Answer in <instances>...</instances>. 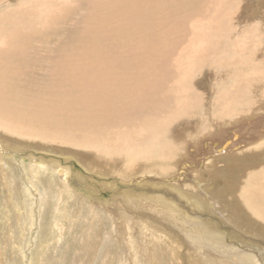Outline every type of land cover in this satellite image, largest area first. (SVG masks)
Listing matches in <instances>:
<instances>
[{"label":"rangeland","instance_id":"obj_1","mask_svg":"<svg viewBox=\"0 0 264 264\" xmlns=\"http://www.w3.org/2000/svg\"><path fill=\"white\" fill-rule=\"evenodd\" d=\"M10 1L14 0L0 2V50L6 52L3 60L4 65L0 64V78L4 81L0 85V91L4 92L0 95V126L3 128L0 129V138L10 143V149L15 147L16 151L33 150L35 154L52 156L53 159H43L42 162L45 163L36 166L38 173L36 172L34 175L37 184H43L39 173L48 176L49 184L63 182L61 188L56 190L61 194L60 197H66L64 196L65 192L73 190L75 184H82L81 181L74 183L69 178L67 171L62 169L72 166L73 159L68 160L67 157L78 152L79 148L86 149L92 146L108 158L127 163L138 162L146 157L159 159L160 162H142L140 164L138 174L148 180L145 183L150 184L153 178H158L162 179L161 183L165 184L172 182L177 184L182 181L179 184H182L183 187L186 180H183L184 177L180 172L184 166L182 161L194 150L189 147L190 144H187V137L197 135V140H193L194 148L206 139L207 143L203 148L208 151L215 143L221 146L220 137L228 132L238 137L232 141L236 140L240 146L239 149H241L249 132L255 134L256 130L252 129L255 119L264 117V98L262 99V95L257 96V93H254L255 83L258 80H253L255 78L264 79V0H212L198 15L202 20L190 22L192 17L186 19L183 26L188 29V35L186 34L188 38L184 40L185 31L180 28L177 37H181L184 44L173 56L174 61L181 59L184 62V67L176 70V76L179 77L174 81V84L179 83L180 89L185 91V96L189 95L193 100L190 109H188V113L192 114L193 118L187 123L181 124L176 119H169L166 122L162 121L152 129L147 126V117L141 116V114L133 117L125 115V111L116 106V95L112 96V108L108 118L100 115L93 118L84 116V114L98 110L106 112V109H103L105 102H99L97 99L93 103L87 101L89 89H91V74L88 75L83 71L79 58L73 50L83 40L80 32L87 31L88 26L92 23L87 22L86 16L88 2L93 0H56L52 5L49 3L50 8L46 5L41 7L45 0H23L28 3L16 0V4L8 5ZM39 2L42 4L39 5ZM122 4L118 2L117 5H114L113 2L106 14L105 7L100 4L99 14L101 12L103 14L101 16L106 17L114 14L119 8H123ZM130 7L136 8L127 3V6L123 8L125 11L123 16L112 22H127L125 17L128 16ZM248 10L250 12L254 10L256 14H248ZM185 15L188 16L186 11ZM256 22L260 23L254 25ZM105 24L106 22H99L100 30L104 28ZM253 30L256 31V34L251 33ZM244 31H250L251 34L247 36L245 33L248 38L246 43ZM101 32L102 34L107 33L106 31ZM239 39L242 46L237 50L235 43ZM226 40L228 55L220 46ZM239 50L241 52L238 54ZM23 54L29 57L28 60L9 62L10 59L15 58L14 56ZM258 65H262L263 68L260 78L254 74V69ZM240 75L241 80H239ZM94 83V87L100 86L97 79L94 80ZM235 83L238 84L236 87H230ZM256 100L263 107L257 113L258 106L254 107ZM230 104L233 106L235 104L242 105L244 108L254 105L249 114H246L247 110L242 114V108L238 106L237 112L241 113L240 115L234 116V118H219ZM122 114L124 117L121 116ZM178 125H183V127L180 128ZM23 137L43 140L52 145L47 147V150L36 148L37 144L34 147L29 146L32 140L29 138L26 140ZM232 141L226 150L221 149V151L224 150L221 155L207 159L208 162L217 166L213 173L203 167L201 172L203 177L201 174L198 177L194 174L191 176L192 179L199 180L198 184L208 185L205 186L207 192L209 188H214L207 195L209 201L217 208L216 212L222 221L225 214L219 201L224 199V196L218 194L215 187L228 188L233 185L230 184L233 179H235L234 185H237L235 165L242 166V162L230 161L238 159L237 153L231 152ZM177 143H182L185 147L179 151V149H175L178 147ZM261 147L260 139L248 151ZM78 157V161L75 160V162L80 165L81 152H78ZM174 157L175 159H173ZM172 159L173 162H170ZM25 162H23L22 168L27 170L26 164L29 166L32 164L29 161ZM218 163H221V166L218 167ZM260 164L257 162L247 165L246 171L258 169ZM7 165L13 171L11 175L8 173L5 177L3 170L6 166H3V169L0 168L2 172V174L0 173V207L2 205L7 213L11 211L12 219L9 218L8 224L5 223L6 219H0V248L5 254L2 264H21L19 258H24L30 264L36 245L27 247L30 249L25 252V255H21L10 239L14 235L17 238L16 242L20 239V231L23 228L21 229L20 221L15 219L16 213L20 214L16 202L21 201L27 184H34V181L30 174V179L23 176L18 164ZM165 165H170L174 170L160 173L156 169L157 166ZM33 167L35 168V166ZM147 167H150L151 170H148ZM60 169L63 171L61 176ZM217 170L220 175L217 174ZM90 172L91 175L98 176L96 174L98 168H91ZM224 174H228L230 177L226 178L223 176ZM100 178L102 180L101 176L97 179ZM203 181L207 184H204ZM218 181L221 184H214ZM87 184L89 183L87 182ZM198 184H193L197 190L194 192L193 189H190V193L199 194L201 192L200 194L206 195L203 189L199 190ZM8 189H13L20 194H17V197L14 193L11 195ZM40 191L43 193L47 190L41 187ZM213 192H216L217 200L212 197ZM150 194H158V192L154 191ZM225 194L230 193L225 192ZM11 198L13 199L11 200ZM258 198L263 201L264 194H259ZM56 199L57 197L52 195L46 201L43 200L44 202L54 201L48 209L45 207L47 210L43 209L42 204L39 207L38 216L34 217L38 219V222L32 223L33 229L26 228L23 231L25 236L38 244V241L44 236L43 224H50L53 232L56 230L54 237L49 235V239L52 237V240L47 253L42 254L43 262L41 264H133V262L137 264L139 262L136 261V258L134 260L130 254L126 237L121 236V241L117 240L119 238H113L103 244L104 239H107L110 234V226L107 221L108 209L105 208L104 214H100L98 207L93 206L83 194H80L78 198L72 197L67 202L64 198L65 201H62L60 205L57 204ZM6 204L9 210H6ZM119 206L120 202L116 201L113 207ZM150 211L154 210L146 208L143 213ZM2 213L4 212L0 209V215H3ZM116 213L118 215V212ZM122 213L123 211L120 210L119 215L122 216ZM102 215L105 216H103V221L99 217ZM153 218L164 221L158 215H154ZM116 220L125 224L121 217H117ZM131 220L133 221V219ZM170 222L172 221L168 220V224ZM248 222L254 224L252 220ZM224 223L227 227L233 226L235 231L240 232V229L232 222ZM235 231L234 233L238 235L239 232ZM45 234H48L47 230H45ZM231 241L240 242L237 238ZM163 247L165 246H162V250H164ZM98 249L102 251V254L100 253L101 256L97 257ZM173 250L168 247L166 251L169 252H156L153 264H179L177 260H181V256L178 255L177 259ZM186 263L195 264L187 258Z\"/></svg>","mask_w":264,"mask_h":264},{"label":"bare ground","instance_id":"obj_2","mask_svg":"<svg viewBox=\"0 0 264 264\" xmlns=\"http://www.w3.org/2000/svg\"><path fill=\"white\" fill-rule=\"evenodd\" d=\"M2 1L4 0H0V2ZM55 1L47 0L46 2L45 0L43 5H41L42 2L38 4L41 7L46 5L50 8ZM15 2L16 0L10 1L8 5L16 4L17 2ZM22 2L24 1L22 0ZM113 2L114 5H117L118 2L123 3V8L127 6V3L136 7L134 9L129 8L128 16L125 17L127 22H112L123 16L125 12L123 8H119L114 14H110L107 17L101 16L103 15L101 12L99 14L100 4L105 7L106 14L110 10V4ZM211 2L212 0H93L88 2L86 20L92 23L88 26L89 29L87 31L80 32L83 40L73 50L79 58L83 71L88 75L91 74V89H89L87 101L93 103L97 99L99 102L107 104L103 103V109H106V112L98 110L90 114H84L85 118H93L97 115L108 118L109 111L112 108V96L116 95V106L123 109L125 115L133 117L141 114V116L147 117V126L150 129L169 119H176L180 124L192 120L193 115L188 113V109H190L193 100H191L189 95L185 96V91L180 89L179 83L174 84V81L179 77L176 76V70L182 69L184 62L181 59L174 61L173 56L184 44L181 37H177L180 28L185 31L184 40L188 38L186 37L188 29L183 26L187 21L186 19L192 17L193 19L191 18L190 22L192 20L196 22L202 20L198 15ZM5 9L7 10L6 7ZM185 11L188 16L185 15ZM252 13H255L254 10L251 12L248 10V14ZM99 22H106L101 30ZM259 23L256 22L254 25ZM101 31H106L107 33L102 34ZM245 33L247 36L251 35L250 31H244L246 36ZM251 33L256 34V31L253 30ZM247 36L246 40H244L245 43L248 40ZM227 40L220 46L228 55ZM239 42L240 39L235 43L237 50L242 46ZM240 52L239 50L237 53L239 54ZM5 53V51L0 50V64L2 66L4 65ZM14 57L9 62L28 60L29 58L24 54ZM261 66L258 65L254 69V74L258 78L262 75L263 68ZM240 77L241 75L239 80L242 79ZM95 79L100 82V86H93ZM253 80H258L255 83L254 93H257V96L262 95L261 98L263 99L264 79L255 78ZM2 82L4 81L0 78V85ZM237 85L235 83L230 87L234 88ZM3 93L0 91V95ZM253 105L244 108L242 105L235 104L233 106V104H230L219 118H234V116H238L241 113L244 114L243 112L246 110L248 111L246 114H249ZM238 106L242 108L241 113L237 112ZM257 106L256 113L263 108L258 100H256L254 107ZM121 116L124 117L123 114ZM211 116L214 115L211 114ZM183 125L178 126L182 128ZM0 129L3 128L0 126ZM252 129L256 130L255 134L249 132V136L241 145V149H239L240 146L236 140L232 141V139L238 137L228 132H225L220 137V140H222L221 146L215 143L208 151L203 148L207 143L206 139L202 140L201 144L194 148L193 140H197V135L187 137V144H190L189 147L194 150L182 161L184 166L180 172H182L181 174L184 177L183 180H186L183 187L181 186L182 184H179L182 181L177 184L173 182L165 184L161 183L162 179L158 178H153L150 184L145 183L148 180L138 174L140 164L142 162H160L161 160L159 159L146 157L143 159L144 161L127 163L108 158L92 146L86 149L79 148L77 151L82 154L80 165L75 162L79 158L78 152H75L67 157L68 160L73 159L71 162L72 166L68 169L66 167L62 169L67 171L69 178L74 183L81 181L82 184H75L73 190L65 192L64 196L66 197L64 198L67 202L72 197L78 198L80 194H83L93 206L96 205L98 207L100 214H104L105 208L108 209V220H106L110 226V234L107 239H104L103 244L113 238H119L117 240L121 241V236L126 237L130 247V254L133 259L136 258V261H139L137 264H153L155 253H164L163 251H166L168 247L171 250L174 249L172 252L176 258L178 255L181 256V260L177 258L179 264H187L186 258L195 264H264V240L261 239H264V200L261 201L258 198L259 194H264V163H262L264 162V117L255 119ZM27 138L29 137H23V139L28 140ZM29 139L32 140L29 146L34 147L37 144L38 147L36 148L47 150V147L52 145L43 140ZM260 139L262 147L248 151ZM231 141V152H236L238 159H231L230 161L242 162V166L235 165V176L238 183L234 185L235 179H233L230 182L233 185L228 188L225 187L226 190L221 187L215 188L218 194L224 196V199L219 201V205H221V209H223L225 214L222 219L226 223L232 222L233 225H236L240 229V232L236 230L239 232L238 235L234 233L233 226H226L216 212L217 208L209 201L207 193H211L214 188H209L207 192L205 186L208 185L202 186L198 184L199 180L191 178L192 174L196 177L200 174L202 175L203 167L213 173L217 166L208 162L207 159L214 158L215 155H221L230 146L229 143ZM203 142L204 144H202ZM177 145L178 147H175V149H179V151L185 147L182 143H177ZM9 146L10 143L8 141L0 138V168L3 169V166H6L3 170V175L5 177L8 173L11 175L13 170L7 164L13 165L16 163L20 166L23 176L29 179L31 177L34 181V184H27L21 201L16 202L20 209V214L16 213L15 219L20 221L22 227L20 224L19 226L21 229L23 228L20 231V239L16 242L17 238L14 235L10 240L21 255H25V252L30 249L27 247L36 245L30 264H41L43 262L41 260L42 254L47 253L50 241L55 236L56 230L53 232L50 224H43L44 230L42 229V232H44V236L41 237L38 244L25 236L23 231L26 228L29 230L33 229V224L38 222V219L34 217L38 216V210L42 204L43 209L45 207L48 209L49 205L53 204L54 200L44 202L48 197L56 196V202L59 205L62 201H65L63 197H60L61 194L56 192V190L61 188L60 186L63 182L61 184H49L48 176L39 173L41 175L40 179H43L41 182L43 184H37L36 176L34 175L38 171L36 166L40 163H45L42 162L43 159H53V157L35 154L33 150H27L26 152L16 151L15 147L10 149ZM22 148L25 149L24 147ZM221 149L224 150L221 151ZM252 157L254 159H251ZM173 159L170 162H173ZM25 161H29L32 164L30 166L26 164L27 170L22 168V164ZM257 162L261 163L258 169L246 171L247 165ZM219 166H221V163H218ZM91 168H98L96 173L98 176L91 175ZM147 169L151 170L150 167H147ZM156 169L160 173L174 170L170 165L157 166ZM0 173L2 174L1 171ZM59 174L60 176L63 174L61 169ZM217 174L220 175V172L218 171ZM99 176L102 177V180L101 178L97 179ZM150 176L153 177L152 175ZM223 176L226 178L230 177L228 174ZM203 183L207 184L205 181ZM193 184H198L199 190L203 189L206 195L200 194L201 192L199 194L190 193V189H193L194 192L197 190ZM214 184L221 183L218 181V183L215 182ZM41 187H44L47 191L42 193L40 191ZM8 190L11 195L14 193L16 197L17 194H20L13 189ZM154 191H157L158 194H150ZM216 192L212 193L214 200H217ZM225 192L230 194L226 195ZM116 201L120 202V206L115 208L113 206ZM5 207L6 210H9L7 204ZM146 208L154 211L143 213ZM0 209L4 212L2 213L3 215H0V219H6L5 223L8 224L9 218H11V211L7 213L2 205ZM120 210L123 211L122 216L119 215ZM116 212H118V215ZM145 214H147V217H145ZM154 215L160 216L164 221H158L153 218ZM103 216H99L102 221ZM117 217L123 218L125 224L117 222ZM168 220L172 222L168 224ZM250 220L254 221V224L249 223L248 221ZM45 230L48 232L47 235ZM49 235L53 236L49 239ZM234 238H237L240 242H232L231 240ZM162 246H165L163 247L164 250H162ZM100 249H98L97 257L102 254L101 250L103 249ZM3 252L0 248V264H2V260H5ZM19 261L21 264H28V261L24 258H19Z\"/></svg>","mask_w":264,"mask_h":264}]
</instances>
